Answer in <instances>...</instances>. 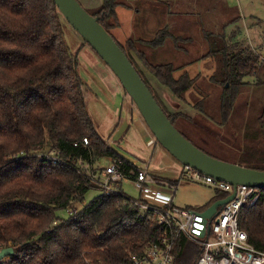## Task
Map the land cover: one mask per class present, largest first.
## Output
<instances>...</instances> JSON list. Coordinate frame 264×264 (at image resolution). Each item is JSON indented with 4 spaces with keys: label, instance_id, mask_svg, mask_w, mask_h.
<instances>
[{
    "label": "trees",
    "instance_id": "trees-1",
    "mask_svg": "<svg viewBox=\"0 0 264 264\" xmlns=\"http://www.w3.org/2000/svg\"><path fill=\"white\" fill-rule=\"evenodd\" d=\"M119 1L102 0L88 14L123 51L172 125L181 118L191 122L182 113L163 108L136 64L185 104L183 95L198 76L191 75L188 65H152L142 48L158 49L169 39L177 44L183 39L171 31L184 34L188 29L163 27L151 40H135L122 33L121 37L117 34L122 30ZM150 1L160 7L169 5L163 0ZM134 9L140 10L138 6ZM148 9L155 12V7ZM239 18L238 14L230 18L226 27ZM62 22L53 0H0V248L13 249V255L0 264H131L130 257L143 256L163 233L156 223L140 217L125 192L100 193L85 203L87 193L98 190L89 179L95 165L112 159L120 162L124 174L136 169L97 136L77 60L63 39ZM219 37L224 45L207 55L220 52L221 69L208 79L217 85L221 123H226L242 89L250 87L248 80L254 79V87L264 86V63L238 42H225L223 34ZM191 106L204 115L201 101ZM261 124L262 129L263 119ZM256 157L264 162V150ZM238 166L264 172V164ZM261 192L254 205L242 208L239 228L254 250L264 253ZM225 197L215 192L204 208ZM59 211L70 214L60 219ZM172 254V264H195L201 247L178 236Z\"/></svg>",
    "mask_w": 264,
    "mask_h": 264
},
{
    "label": "rangeland",
    "instance_id": "rangeland-1",
    "mask_svg": "<svg viewBox=\"0 0 264 264\" xmlns=\"http://www.w3.org/2000/svg\"><path fill=\"white\" fill-rule=\"evenodd\" d=\"M77 1L87 13H92L102 5V0ZM225 1L196 0L179 4L174 7L175 9H171L174 14L170 18V25L173 27L175 22L173 17L178 16L182 25L177 27L180 29L186 27L188 30L184 34L171 32L175 37L182 38L183 41H178L175 44V41L169 39L161 48H142L150 64H170L174 67L188 65L191 75L198 76L192 89L183 95L185 104L182 100L174 98L168 89L160 86L138 61V63L135 62L163 108L170 113L180 112L192 119L189 122L187 118H181L175 123V128L190 143L207 155L222 162L259 166L264 164L262 159L256 157L257 153L264 150V127L261 129L262 119L264 122V86L244 87L234 105L230 121L221 123L217 85L208 79L220 72L221 54L218 52L216 56H211L207 53L224 45L219 35L223 34L228 17L244 14L245 21L249 17H254L261 20V24L264 25V0H227L229 4L228 16L226 15ZM119 3L117 15L120 17L119 23L121 20L122 30L121 32L118 31L117 34L121 37H123L122 34H125L133 39L138 38L139 35L136 32H133L134 34L130 32L129 34L128 28L129 15L131 11L136 12V9L132 8L135 6L129 4L127 0H120ZM128 5L130 6L127 9ZM142 15V13L135 14V17H141ZM158 15L156 13V17ZM152 19L153 16L149 23H152ZM163 20L166 21V16ZM63 21V39L70 55L77 60L78 73L83 82V96L85 95L87 112L97 136L100 139L105 138V141L103 140L105 143H109L110 138L116 134L120 135L122 133L124 136L128 127L127 123L122 121L117 122L115 128L108 135L107 132L113 126L115 120L118 119L119 113H121V119L127 117L132 124L126 136L120 139L119 147L125 149L128 154L136 159L137 166L145 167L147 163L149 172L154 177L164 182H176L174 205L182 208L193 207L197 210H204L205 205L215 194L214 189L194 183L183 176L181 177L180 164L156 143L133 102L121 89L125 102L124 106L121 92L114 83L115 79L112 77L111 71L72 27L64 19ZM178 22L176 21V23ZM145 23L142 19H134L132 21L133 30H138ZM163 24L164 22H159V20L154 23L153 27L146 24L145 33L152 31L145 36L144 40H151L156 30L164 27ZM260 37L264 40L263 34ZM253 48L255 49L254 46L250 49L254 50ZM251 52L255 55L254 51ZM200 101L204 104V115H199L191 106L193 103ZM135 121L141 124L144 130L148 131V139L153 140L151 150L146 146L144 136L140 133L141 131L139 132L140 129ZM155 155L156 157H153ZM142 161H145V164ZM99 164L95 165L93 169L98 170L97 166L105 165L103 161ZM121 187L130 198L137 199L139 197L138 191L129 181L123 182ZM163 193L167 195L168 191L164 190ZM99 194L100 191L98 190L88 192L85 196V203ZM69 214L66 211L57 213L60 219H66Z\"/></svg>",
    "mask_w": 264,
    "mask_h": 264
},
{
    "label": "built area",
    "instance_id": "built-area-1",
    "mask_svg": "<svg viewBox=\"0 0 264 264\" xmlns=\"http://www.w3.org/2000/svg\"><path fill=\"white\" fill-rule=\"evenodd\" d=\"M114 136L109 143H104L111 150L114 147L124 154L125 158L122 159L132 164L136 171L124 174L120 162L106 159L103 161L104 166H97L98 170L89 173L90 182L101 194L109 196L124 192L121 184L129 181L139 193L137 199L130 198V206L139 211L142 219L156 223L163 233L160 240L152 244L143 256L130 257L131 264H172V246L178 236L188 242L199 243L201 254L195 264H264V253L254 250L247 234L239 228L242 208L256 203L262 194L260 189L232 187L180 165L181 177L224 193L226 197L234 193L233 199L218 209L216 216L205 219L200 215L203 211L174 207L172 200L176 186L153 177L147 163L145 167L137 166L136 159L119 147L122 133L117 139ZM83 144L87 145V141L83 140ZM142 162L145 164V161ZM164 190L168 191L167 195L163 193Z\"/></svg>",
    "mask_w": 264,
    "mask_h": 264
},
{
    "label": "water",
    "instance_id": "water-1",
    "mask_svg": "<svg viewBox=\"0 0 264 264\" xmlns=\"http://www.w3.org/2000/svg\"><path fill=\"white\" fill-rule=\"evenodd\" d=\"M53 2L62 18L112 72L122 90L135 105L157 144L178 164L194 169L216 181L228 183L232 187L246 186L264 190V172L212 158L193 146L177 131L123 51L96 18L88 14L77 0H53ZM118 137L119 135L116 134L114 139ZM111 148L116 155L125 158L118 149ZM233 197L234 193L215 201L200 215L205 219L213 218L218 214V209L229 203ZM12 255V248L0 249V262Z\"/></svg>",
    "mask_w": 264,
    "mask_h": 264
},
{
    "label": "crops",
    "instance_id": "crops-1",
    "mask_svg": "<svg viewBox=\"0 0 264 264\" xmlns=\"http://www.w3.org/2000/svg\"><path fill=\"white\" fill-rule=\"evenodd\" d=\"M163 1L165 3L168 2L169 5L167 4V5H164L163 7H160L159 5H156L153 1H150V0H128V3L129 4H133L135 7L136 6H138V7L140 6L139 7V9H140L139 11H136V12L135 11L134 12L131 11V13L129 15V20H130V23L128 25L129 34H130V32H132V33L133 32H136V34L139 35V37L138 38H135V40L136 39H139V38L140 39H145V36L149 32L152 31L151 30L148 33H145L144 29L146 28V26H145L146 24H150L153 27L154 23H156L159 20V22L160 21L164 22V24L162 26H164V27H172V25H170V18H172V15H170L171 9H175L174 7L178 6L179 4L185 3L187 1H196V0H163ZM225 2H226V15H227V13H228L227 10L229 9L228 8L229 4L227 3V0ZM149 6L150 7H153V8L155 7V12L150 11V9H148V8H150ZM135 7H132V8L134 9ZM157 8H158V11L156 12ZM140 13H142L143 15L141 17H137L136 18L135 17V14L136 15H139ZM156 13L159 14L157 17H156ZM171 13H173V12H171ZM152 16H153L152 23H149V21L152 18ZM165 16H166V21L163 20V18ZM239 17L240 18H239V20L237 22L231 23L227 27L225 25L224 32H223V39H224V41L225 42H238L242 47L247 48L250 51H254L255 55L259 57V59H260V61L262 63H264V40H263V38L260 37L261 34L264 35V25L261 24V20H259L257 18H254V17H249V19L247 21H245L244 14H239ZM228 18L226 19V22L229 21L230 18L229 19ZM134 19L135 20L142 19L146 23L144 24L143 27H141L138 30L134 31L133 30V26H132V21ZM155 19H157V20L155 21ZM173 19L175 20L174 25H173L174 28H177V26L182 25L180 23V19H178V16H175V18L173 17ZM176 21H179V22L176 23ZM262 26H263V28H261ZM241 43H244V44L242 45ZM253 46L255 47V49L253 48L254 50H251L250 48L253 47ZM110 73H111L112 77L116 81V82L114 81V83L116 84L117 89L121 92V89L122 88H121L119 82L114 77V75L112 74V72H110ZM260 76H261V74H260ZM247 82L250 85V87L254 88V86H255L254 79L252 81H249L248 80ZM82 92L84 94L83 87H82ZM121 95H122V101H123L124 106H125V102L123 100V94H122V92H121ZM84 98H85V95H84ZM127 120H128V122H127ZM119 121H122V122L127 123L128 129H127L126 133L128 132V130L131 127L132 122L130 123L129 122V119L127 117H124V118L121 119V113H119L118 119L115 120L116 123L114 122L113 126L107 132V135L115 128V126L117 125V122H119ZM135 124L138 125V128L140 129L139 132L141 131L140 133L143 134L144 139H145L146 146L148 148H150V150H151V148L153 146H152V140H149L148 139V134H147L148 131L147 130H144L143 127L141 126V124H139L138 122L135 121ZM126 133L123 136V138L126 136ZM102 140H105V138H103ZM123 150H125V149H123ZM151 155H152V152H151ZM153 157H156V155L153 156ZM156 179H159V178H156ZM168 183H172L175 186L177 185V184H175L176 182H173V181L168 182ZM173 200H174V198H173ZM173 200H172V204H173ZM173 206L174 207H177V208H182V207H178V206H176L174 204H173ZM184 208H191V209L196 210L193 207H184Z\"/></svg>",
    "mask_w": 264,
    "mask_h": 264
}]
</instances>
